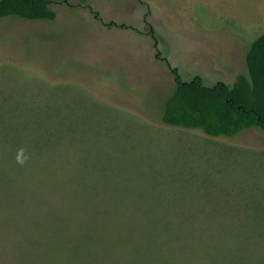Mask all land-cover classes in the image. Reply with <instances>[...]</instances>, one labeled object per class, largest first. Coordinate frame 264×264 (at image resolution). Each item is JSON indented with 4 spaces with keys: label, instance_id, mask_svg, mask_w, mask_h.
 <instances>
[{
    "label": "rangeland",
    "instance_id": "374dc122",
    "mask_svg": "<svg viewBox=\"0 0 264 264\" xmlns=\"http://www.w3.org/2000/svg\"><path fill=\"white\" fill-rule=\"evenodd\" d=\"M52 2L0 18V264H264V130L162 121L171 68L247 74L264 0Z\"/></svg>",
    "mask_w": 264,
    "mask_h": 264
},
{
    "label": "trees",
    "instance_id": "16d2710c",
    "mask_svg": "<svg viewBox=\"0 0 264 264\" xmlns=\"http://www.w3.org/2000/svg\"><path fill=\"white\" fill-rule=\"evenodd\" d=\"M80 1L86 4L89 0ZM52 4V0H0V18L53 20L56 11ZM91 11L100 18L97 11ZM246 65L247 74L238 75L231 85L218 82L213 86H206L198 75L183 81L178 69L171 68L176 84L165 102L162 121L201 129L214 137H232L251 127L264 130V33L251 43Z\"/></svg>",
    "mask_w": 264,
    "mask_h": 264
},
{
    "label": "clouds",
    "instance_id": "9594fccd",
    "mask_svg": "<svg viewBox=\"0 0 264 264\" xmlns=\"http://www.w3.org/2000/svg\"><path fill=\"white\" fill-rule=\"evenodd\" d=\"M23 152H24V150L20 149L19 154L17 155V162L21 165H23L26 162V160L28 159V157L23 155Z\"/></svg>",
    "mask_w": 264,
    "mask_h": 264
}]
</instances>
